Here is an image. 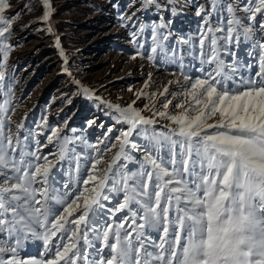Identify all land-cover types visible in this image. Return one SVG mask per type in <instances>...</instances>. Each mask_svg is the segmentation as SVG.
Here are the masks:
<instances>
[{
  "label": "snow or ice",
  "instance_id": "snow-or-ice-1",
  "mask_svg": "<svg viewBox=\"0 0 264 264\" xmlns=\"http://www.w3.org/2000/svg\"><path fill=\"white\" fill-rule=\"evenodd\" d=\"M39 2L72 95L111 123L87 121L104 129L89 142L47 112L30 128L27 113L12 120V24L33 8L5 17L0 0V264H264V0H129L131 59L175 64L177 79L149 92V73L123 105L75 78L52 0ZM189 10L195 34L174 31Z\"/></svg>",
  "mask_w": 264,
  "mask_h": 264
},
{
  "label": "rangeland",
  "instance_id": "rangeland-1",
  "mask_svg": "<svg viewBox=\"0 0 264 264\" xmlns=\"http://www.w3.org/2000/svg\"><path fill=\"white\" fill-rule=\"evenodd\" d=\"M7 2L10 7L4 11L5 17L15 16L25 4V0ZM27 3L33 10L29 12L25 9L13 21L10 37L13 45H19L11 52L7 69L15 78L14 94L15 100L19 102L12 120L20 122L27 113L24 123L30 128L47 112L49 124L60 126L67 120L65 131L75 128V135L83 133L89 142H95L104 129L96 128L95 125L86 127V122L95 118L97 124L104 121L107 127L111 121L93 106V102L84 100L79 94L72 95L76 92V86L61 72L62 60L55 37L46 32L47 25L37 23L43 15L40 2L27 0ZM52 4L55 12L52 17L54 30L61 37L65 49L74 53L71 59L75 61L74 67L79 69L73 75L83 85L98 89L97 94L104 99L122 105L130 102L134 98L133 92L144 87L149 73L152 74L150 87L146 89L149 92L162 91L169 81L177 79V76L172 75L176 70L175 64L165 62L153 65L146 59H131L135 48L128 42V30L121 25L118 17V12L129 4V0H52ZM113 4L118 7L114 8ZM145 18L152 19L154 16L146 15ZM196 24L197 18L189 10L186 15L176 18L173 29L194 35ZM41 28L45 31H40ZM179 79L183 84V77ZM129 86L133 92L127 90ZM177 88L173 84L169 91H176ZM68 95L72 96L71 103H65ZM161 99L160 96L156 97L157 105ZM148 102L147 99L140 100L137 107L143 108ZM175 103L176 100H173ZM181 111L172 106L169 108L173 114ZM144 114L149 115L148 112ZM168 124V120L161 119L157 127ZM51 147L49 145L44 151L47 152ZM77 151H80L79 147ZM115 151L113 149L107 153L105 162L110 161ZM99 167H104V164ZM30 250L35 254L39 249L30 246Z\"/></svg>",
  "mask_w": 264,
  "mask_h": 264
}]
</instances>
